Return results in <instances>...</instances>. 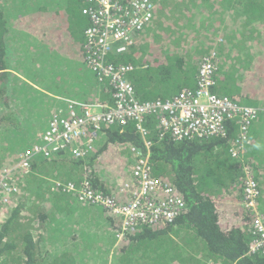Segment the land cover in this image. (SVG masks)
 Instances as JSON below:
<instances>
[{
  "label": "trees",
  "instance_id": "trees-1",
  "mask_svg": "<svg viewBox=\"0 0 264 264\" xmlns=\"http://www.w3.org/2000/svg\"><path fill=\"white\" fill-rule=\"evenodd\" d=\"M36 2L25 7L34 8L29 16L21 15V1L13 2L17 8L11 11L0 2V109L9 108L7 80L10 72L6 44L19 36L21 29L14 27L16 23L23 30L41 36L43 41L59 49V54L78 56L89 67L85 30L91 22L83 13L88 1ZM152 2L155 13L151 24L136 34V42L127 52L110 51L105 59L115 65L134 66L128 77L135 85L140 101L173 98L184 87L194 89L201 62L211 57L218 66L215 93L244 105L264 107V0ZM100 83L103 95L98 98L113 105L110 81L106 79ZM262 114L264 109L259 111L253 124ZM21 122L17 120L12 127L20 128ZM143 124L152 141V174L173 184L182 194L186 208L172 222L142 224L127 233L118 242L114 264H207L212 261L264 264V254L251 250L256 237L251 227L253 213L243 205V193L242 198L238 194L244 190L243 163L230 154V141L239 135L238 125L227 122L225 136L174 140L170 133L161 135L158 114L146 115ZM252 128L248 148L253 145L252 132L257 134ZM102 132L107 141L98 156L108 147L110 149L105 152L107 160L100 164L101 167H106L104 164L113 168L124 166L123 158L117 160L116 155L129 150V144L145 148L134 121L103 127ZM96 152L95 149L88 157L72 156L71 160H63L56 158L63 153L60 151L55 157L48 158L46 164L32 162L28 173L16 172L18 181L13 188L17 191L8 196L7 201H0V264H94L86 258V252H81L77 246H82L80 243L69 242L62 253L53 252L43 248L41 235L47 219L58 223L47 213L46 199L53 205L62 206L61 210L68 206L70 212L73 204L78 207L96 205L89 199H80L77 193L69 192L63 186H52L51 189L47 179L51 176L77 186L84 179H90L95 189L105 191L100 175L93 167L98 157L93 154ZM250 154L251 151L246 153L248 162ZM120 179V182L127 180L125 176ZM30 183L33 189L28 191ZM105 194L108 193L105 191ZM115 196L119 201L124 200L123 195ZM101 207L111 225L118 227L120 218Z\"/></svg>",
  "mask_w": 264,
  "mask_h": 264
},
{
  "label": "built area",
  "instance_id": "built-area-1",
  "mask_svg": "<svg viewBox=\"0 0 264 264\" xmlns=\"http://www.w3.org/2000/svg\"><path fill=\"white\" fill-rule=\"evenodd\" d=\"M87 1L83 13L89 17L91 25L85 30L86 59L99 82L110 81L113 105L98 97L92 101L68 99L67 114L53 115L39 142L25 149L11 169L0 171V201H7L8 196L17 191L13 188L16 172L28 173L36 156L53 158L62 151L78 158L88 157L96 149L100 135L105 134L103 127L134 121L145 148L128 145L135 162L131 166V178L120 182L122 186L116 194L95 189L90 179H84L79 186L73 182L54 181L55 187L63 186L67 191L77 193L80 199H89L120 218L121 224L115 229L120 241L139 225L172 222L186 208L178 189L152 174V141L143 124L146 115L158 114L161 135L170 133L174 140L225 136L226 123L232 121L238 125L239 135L230 141V154L243 163V205L253 213L251 227L256 237L251 250L264 254L262 188L256 172L245 160L247 144L251 142L250 128L260 108L238 103L213 91L218 66L211 57L201 62L194 89L184 88L168 101H140L135 85L128 77L134 66L115 65L105 59L110 51L124 53L130 49L136 42V34L153 21L155 4L152 0ZM115 195L127 199L119 201ZM207 264L224 263L212 261Z\"/></svg>",
  "mask_w": 264,
  "mask_h": 264
},
{
  "label": "crops",
  "instance_id": "crops-1",
  "mask_svg": "<svg viewBox=\"0 0 264 264\" xmlns=\"http://www.w3.org/2000/svg\"><path fill=\"white\" fill-rule=\"evenodd\" d=\"M21 1V0H20ZM37 0H22V14L29 16L31 12L34 11V8H26L29 6V3L36 4ZM40 2V0H39ZM3 7L6 8L7 11H11L14 8H17L16 6L12 8L9 3L3 4ZM14 27H17L19 30L17 38L15 37L16 42H19V44L23 45V47L28 46L30 48L31 52H28L27 54H22L17 57H14L12 61L11 58H9V66L8 71L9 79L7 80L8 86H9V92L12 90V88L15 86L16 83H28L30 86L37 90L41 91L45 96H43L40 100V107L38 105H30L28 108L29 112H24L20 116H15L12 114L20 113L24 109L19 106V100L14 99L13 97H9V108L8 109H0L4 110V112L0 113V117L3 118L7 114L12 115V118H19L17 120L25 119L28 122L25 124H22L20 128L15 129V132H8L12 135L15 134H21L24 135V138L21 139H14L12 141L7 140V142L11 143L12 146L15 145V147H12L13 149L16 148V146H23L25 148L22 149L21 152H19V156L23 151L27 148H30L37 142H39L41 135L45 132L47 129L49 122L53 115L60 112L61 114L65 115L67 114V111L69 109L67 100L68 99H75V100H82L87 101L91 99H96L97 97L101 98L103 94L102 93V87L100 86L99 81L97 80L96 76L92 75V71L89 69V67L83 62L78 56H68L65 57L60 53V50L53 47L52 45L46 43L40 38L23 30L19 24H14ZM15 29V30H17ZM24 39L25 42L22 40ZM13 39V41H15ZM15 42V43H16ZM8 46V44H7ZM21 51L22 48H19ZM27 63H18L16 65V61L18 60H27ZM39 61L41 63L39 64ZM19 64L28 65V69L33 72H39V75L43 78V80L46 82V84H49L50 81H53L55 83H62V92L59 93L57 91H54L53 89H50L49 87L40 86L36 83H34L32 80L29 79L18 67ZM30 119V122H29ZM38 121H43L44 125L41 126L36 133H31V131L26 130L28 123H36ZM23 123V122H22ZM25 126V127H24ZM254 133H257L256 136L253 135V145L247 149L246 153H250V163L248 162L249 157L245 153V160L250 166L254 169L256 172L261 188H262V195L260 198V205L261 209L264 211V114H262L259 119L253 124ZM252 128V130H253ZM19 131V132H17ZM107 138L105 134H101L97 143H96V154L98 156L99 150L103 148L104 144L106 143ZM28 146V147H27ZM110 148L104 152H102L98 157L95 159V163L93 167L95 170L99 173L100 177L99 180L104 186V190L110 194L114 195L117 191H120V188L122 184L121 176H125L126 179L130 177V169L131 166L134 164L135 160L133 157V152L129 149L125 151L120 152V155H116L117 160L123 158L122 162L124 163V166H115L109 167L107 164H104L106 167H101L100 164L104 163L107 159L106 155L104 157L105 152H107ZM112 152V150L110 151ZM92 154V155H93ZM109 154V153H108ZM56 156V155H55ZM54 156V157H55ZM10 160H12V164L10 166H13L17 162L18 155L16 154L15 157H10ZM57 159H63V160H71L72 155L69 153H62L61 156H56ZM235 159V158H233ZM49 159L44 156H36L33 160V163H43L46 164V162ZM238 161V159H235ZM121 161V160H120ZM240 161V160H239ZM121 162V164H122ZM101 164V165H102ZM2 166V165H1ZM121 167V170L119 168ZM2 168V167H1ZM243 174V167L242 172ZM48 179V185L52 189V186H54L55 177L47 176ZM102 190V189H99ZM103 191V192H105ZM59 192V191H57ZM238 193V192H237ZM243 191H239V196L242 198ZM128 194V193H126ZM125 201L127 198L125 196ZM65 200L71 199L70 197H63ZM64 203V202H63ZM62 204V203H61ZM64 205H66L64 203ZM62 206L59 205H53L52 201L50 199L45 200V208L47 210V213L50 217L53 219L58 220V223H53L52 221H49L48 219L43 224V234L41 235V245L43 248L51 251H57V252H63L64 246L67 244L62 242H56V238L54 239L51 234L59 233L60 235H66L67 238L70 237L72 242H78L82 246H86L84 244V241L81 239V236L92 233L91 229L93 230H101L103 229L104 233H108L111 229V221L109 220V216L106 214V211L101 207L97 205H90L87 207L83 206H76V204L72 205L71 212L69 211L68 206L60 209ZM88 212V213H85ZM71 215V216H70ZM85 215V216H84ZM87 215V217H86ZM69 217H71L69 221ZM84 218H89L87 221ZM51 219V218H50ZM84 219V220H83ZM68 221L70 223H68ZM92 222V223H91ZM227 223V222H226ZM34 225V222L32 223ZM85 228H88L90 232H87ZM116 229L117 227H113L112 229ZM35 235H38V232L36 230H33ZM114 236V233H113ZM112 237V236H111ZM116 238V237H115ZM114 238V246L111 249V252H114L113 255L106 261V259L102 258L100 255L97 254L95 251V248L92 244V242L88 246V252L91 251L94 254L96 259L99 261L96 264H114L115 258H116V252L118 250V242H116V239ZM55 242L54 244H52ZM113 245V244H112ZM109 253V252H107ZM88 255V254H87ZM112 258V259H111ZM104 259V260H102ZM102 260L103 262H100Z\"/></svg>",
  "mask_w": 264,
  "mask_h": 264
},
{
  "label": "rangeland",
  "instance_id": "rangeland-1",
  "mask_svg": "<svg viewBox=\"0 0 264 264\" xmlns=\"http://www.w3.org/2000/svg\"><path fill=\"white\" fill-rule=\"evenodd\" d=\"M19 1L20 0H0V2H2L4 4L9 3V5H11L12 8L15 7V4L13 2H19ZM183 1H188V0H183ZM13 4H14V6H13ZM193 36H195V34ZM193 39L195 41V37H193ZM14 40H15V38H14ZM16 41H17V39L15 41L10 40V42H8V46L6 44L7 56H8V58H11V60H13L14 57H17V56L22 55V54H27L28 52L32 51V49L30 51V48L28 46L23 47V45L19 44V42H16ZM19 48H22V50L20 51ZM27 62H28V59L27 60H21V61L18 60V61H16L15 64L18 65V63H27ZM18 67L34 83H36L42 87L47 85V87H49L50 89H53L54 91H57L59 93L62 92V89H63L62 83H55L53 81H50L49 84H46V82L43 80V78L39 75V72H37V71L33 72V71L29 70L28 65L19 64ZM92 75L96 76L93 71H92ZM7 96H8V98L13 97L14 99L19 100V106H21L24 110L21 111L20 113H15L12 115L20 116L24 112H29L28 108L30 105H38L40 107V104H39L40 100L45 95L41 91H37V90L33 89L30 86V84H28V83L18 82L15 84V86L12 88V90L10 92H7ZM259 108H260V110L264 109V107H259ZM12 115L7 114L3 118L0 117V171H2L5 168L11 169L10 165L13 162H12V160H10L9 156L15 157L17 154L18 155L17 160H18L20 158L19 152H21L22 149L25 148L23 146H21V147L16 146V148L13 149L12 147H15V145L12 146L11 143L7 142V140L12 141L14 139L24 138V135H21L19 133L15 134V135L11 134L12 133L11 130L16 129L15 125L12 127V124H14L17 121V119H19V118H17V119L12 118ZM21 121L23 123L22 122L19 123V126L28 122L25 119H22ZM29 122H30V119H29ZM43 125H44L43 121H38V122L33 123V124L28 123L26 130L31 131V133H36V131ZM8 132H11V133L9 134ZM17 132H19V131H17ZM105 156L106 155H104V157ZM130 172H131V169H130ZM13 179H14V182L18 181V178H16V177H14ZM31 189H33V186L30 183L28 191H31ZM28 203H31V202H28ZM30 206L31 205H28L29 208H30ZM85 213H88V212H85ZM86 217H87V215H86ZM70 219H71V217H69V221H70ZM84 219L87 221L89 218H84ZM56 221H58V220H56ZM69 221H68V223H70ZM88 223H90V222H88ZM110 229L111 230L107 234L103 232L102 228H101V230H98V231L96 229L95 230L91 229L92 233H87V234L81 236V239L84 241V244H86V246H80V245H77V246L80 248L82 253L86 252V254H88L86 258L93 261L94 264L98 263L99 261L96 259L94 254H91L92 249H91V251L88 252V249H89L88 246L91 242H92L97 254L100 255L102 258L106 259V261L108 259H110V257L114 253V252H111V249L114 246L113 242H114V238L116 237V230L114 228L112 229V226ZM85 230L87 232H90V230L88 228H85ZM113 233H114V236H113ZM51 235L53 236L54 239L56 238V242H62V243L66 244V243L73 241L70 239V237L67 238L66 235H63V234L60 235L58 232L55 234H51ZM115 239L117 242L118 238L116 237ZM54 243L55 242H53L52 244H54ZM107 252H109V253H107ZM104 259H102V260H104ZM102 260H100V262H103Z\"/></svg>",
  "mask_w": 264,
  "mask_h": 264
},
{
  "label": "bare ground",
  "instance_id": "bare-ground-1",
  "mask_svg": "<svg viewBox=\"0 0 264 264\" xmlns=\"http://www.w3.org/2000/svg\"><path fill=\"white\" fill-rule=\"evenodd\" d=\"M184 88H188V87H184ZM184 88H182V89L179 91V93H180ZM179 93H178V94H179ZM178 94H176L175 96H177ZM175 96H174V97H175ZM174 97H173V98H174ZM171 99H172V98H166V99H162V100H164V101H168V100H171Z\"/></svg>",
  "mask_w": 264,
  "mask_h": 264
}]
</instances>
